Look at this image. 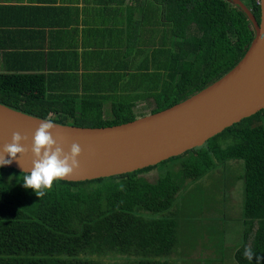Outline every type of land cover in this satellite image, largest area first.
<instances>
[{
  "label": "trees",
  "instance_id": "16d2710c",
  "mask_svg": "<svg viewBox=\"0 0 264 264\" xmlns=\"http://www.w3.org/2000/svg\"><path fill=\"white\" fill-rule=\"evenodd\" d=\"M138 1L144 24L154 18L160 28L158 65L154 76H144V83L150 80L144 92L112 102L111 118L104 116L105 96L54 92L48 77L38 73H0V104L63 125L125 124L137 119L142 103L143 112L158 113L220 80L244 58L256 35L230 0ZM241 1L260 23V2ZM174 160H181L180 168L168 169L156 182L141 175L158 165L107 179L61 180L41 199L23 187L24 173L0 167V264H109L100 260L110 255L127 257L125 264H171L165 258L178 242L175 219H146L141 212H170L187 180H200L232 160L245 164L246 195L243 244L235 260L256 264L255 256L250 262L243 252L248 247L264 256V110L159 165Z\"/></svg>",
  "mask_w": 264,
  "mask_h": 264
},
{
  "label": "crops",
  "instance_id": "0c3cea01",
  "mask_svg": "<svg viewBox=\"0 0 264 264\" xmlns=\"http://www.w3.org/2000/svg\"><path fill=\"white\" fill-rule=\"evenodd\" d=\"M141 8L138 0H0V73L44 74L54 92L100 93L111 108L144 92L158 65L160 28L154 18L144 24Z\"/></svg>",
  "mask_w": 264,
  "mask_h": 264
},
{
  "label": "water",
  "instance_id": "95a60500",
  "mask_svg": "<svg viewBox=\"0 0 264 264\" xmlns=\"http://www.w3.org/2000/svg\"><path fill=\"white\" fill-rule=\"evenodd\" d=\"M240 7L253 24L255 38L244 58L224 77L187 100L166 110L111 127H77L53 121V138L70 151L79 144V168L62 181L80 183L121 176L155 167L188 151L235 124L264 110V0L261 21L241 0ZM45 119L0 104V149L14 132L29 137V152L4 169L26 174L32 166L31 138ZM8 158V157H6Z\"/></svg>",
  "mask_w": 264,
  "mask_h": 264
},
{
  "label": "rangeland",
  "instance_id": "374dc122",
  "mask_svg": "<svg viewBox=\"0 0 264 264\" xmlns=\"http://www.w3.org/2000/svg\"><path fill=\"white\" fill-rule=\"evenodd\" d=\"M128 89V86H126ZM111 96L119 98L117 86L112 87ZM106 94L105 88L100 91ZM100 93L95 96L98 97ZM100 97H102L100 95ZM127 96H123L126 99ZM144 103L136 108L137 119L142 118ZM108 106L105 118H111ZM144 116L152 114V108L144 110ZM62 116L54 117L60 120ZM72 121L66 120L67 124ZM181 160L158 165L148 173L142 174L150 182H156L168 169L177 171ZM245 164L242 160H232L220 164L204 178L187 180L176 197L174 207L164 215L141 212L146 219L171 216L177 223V244L172 253L165 258L171 264H237L236 252L243 244L244 203H245ZM99 260V258L97 259ZM100 261L109 264H125L127 257L110 255Z\"/></svg>",
  "mask_w": 264,
  "mask_h": 264
},
{
  "label": "clouds",
  "instance_id": "9594fccd",
  "mask_svg": "<svg viewBox=\"0 0 264 264\" xmlns=\"http://www.w3.org/2000/svg\"><path fill=\"white\" fill-rule=\"evenodd\" d=\"M54 127L51 119L40 123L30 143L33 157L31 169L25 170L26 174L22 175L23 187L31 189L39 199L51 192L62 179L71 177L80 166L78 158L82 153L81 147L73 143L70 151L65 152L63 146L53 138ZM28 141V136L14 132L11 142L0 149V167L10 165L13 160L19 163L18 158L29 152V146H25ZM243 256L250 262L255 256L256 264L264 261V256L257 255L248 247L244 249Z\"/></svg>",
  "mask_w": 264,
  "mask_h": 264
},
{
  "label": "built area",
  "instance_id": "2783aa9c",
  "mask_svg": "<svg viewBox=\"0 0 264 264\" xmlns=\"http://www.w3.org/2000/svg\"><path fill=\"white\" fill-rule=\"evenodd\" d=\"M260 2V0H258Z\"/></svg>",
  "mask_w": 264,
  "mask_h": 264
}]
</instances>
